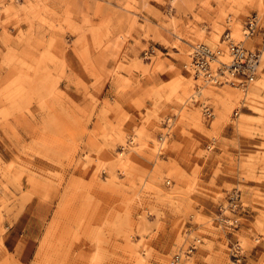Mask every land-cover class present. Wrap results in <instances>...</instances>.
<instances>
[{"label": "rangeland", "instance_id": "obj_1", "mask_svg": "<svg viewBox=\"0 0 264 264\" xmlns=\"http://www.w3.org/2000/svg\"><path fill=\"white\" fill-rule=\"evenodd\" d=\"M252 15L264 0H0V264H20L1 237L26 205L23 264H171L193 239L178 264H232L234 244L264 264V52L245 90L185 68Z\"/></svg>", "mask_w": 264, "mask_h": 264}, {"label": "built area", "instance_id": "obj_2", "mask_svg": "<svg viewBox=\"0 0 264 264\" xmlns=\"http://www.w3.org/2000/svg\"><path fill=\"white\" fill-rule=\"evenodd\" d=\"M242 37L245 41H258V47L248 50L244 48L242 42L233 41L226 30L221 35V41L227 53L228 61L220 62L222 56L220 49H210L205 45L192 46L189 53V68L196 76H199L204 82L213 86H221L224 83L235 85L240 90H245L256 76V69L259 58L264 52V19L258 18L256 15L246 18L242 25ZM201 115L207 120L211 117V110L207 106H203ZM237 115V111H233V117ZM168 119L164 120L162 125L164 130L167 129ZM166 136V135H163ZM162 137L157 136L159 143ZM208 147V146H207ZM242 212V205L239 191L231 189L226 196L225 204L218 206L215 215V222L223 229H234L237 227V218ZM231 216V217H229ZM189 228L186 229V233ZM199 240L193 239L182 253L178 252L173 255L171 264H178L181 256H188L195 249V244ZM230 258L232 264H237L240 260V250L237 244L230 249Z\"/></svg>", "mask_w": 264, "mask_h": 264}, {"label": "crops", "instance_id": "obj_3", "mask_svg": "<svg viewBox=\"0 0 264 264\" xmlns=\"http://www.w3.org/2000/svg\"><path fill=\"white\" fill-rule=\"evenodd\" d=\"M32 124L33 120L28 119ZM0 139L5 143L3 134L0 131ZM6 152L0 149V159H5ZM26 205L13 220L4 223V234L2 235V245L8 253H13L20 264L26 262L33 251V231L29 228L32 221L30 215L26 214Z\"/></svg>", "mask_w": 264, "mask_h": 264}, {"label": "bare ground", "instance_id": "obj_4", "mask_svg": "<svg viewBox=\"0 0 264 264\" xmlns=\"http://www.w3.org/2000/svg\"><path fill=\"white\" fill-rule=\"evenodd\" d=\"M258 17V16H257ZM258 18H260V17H258ZM233 31H235V32H237V30L235 29V30H233ZM230 36H231V34H229ZM238 42H242V44L244 43V45H245V42H250V41H245V40H243V37H242V40H240V41H238ZM252 45H253V41H251L250 42V45L249 46H247L246 47V49H248V50H250V48H252ZM245 48V47H244ZM215 49H218V48H215ZM221 50V49H220ZM222 51V50H221ZM262 56H260V58H261ZM260 58H259V61H260ZM220 59L223 61H225L226 59H227V55H225V53L224 54H222V57H220ZM260 63V62H259ZM258 63V64H259ZM259 67V65L257 66V68ZM185 68H188V72L190 73V75H192V78L194 79V81H196L197 82V80H199L204 86H206L208 83H206V82H204L199 76H196L195 74H194V72L189 68V62H188V64L187 65H185ZM257 70V69H256ZM222 85H227V86H231L232 88H234V89H237V87L235 86V85H233V84H229V83H224V84H222ZM191 86V82L187 85V89L189 88ZM239 89V88H238ZM200 92H202V88H197L196 89V93L197 94H199ZM161 141H163V137H162V139H161ZM159 146H161V145H159Z\"/></svg>", "mask_w": 264, "mask_h": 264}]
</instances>
